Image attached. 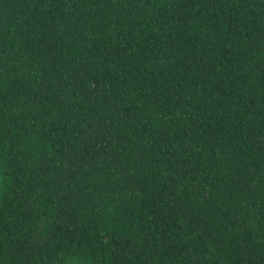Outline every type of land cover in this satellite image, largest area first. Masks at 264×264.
<instances>
[{
  "label": "trees",
  "instance_id": "trees-1",
  "mask_svg": "<svg viewBox=\"0 0 264 264\" xmlns=\"http://www.w3.org/2000/svg\"><path fill=\"white\" fill-rule=\"evenodd\" d=\"M0 264H264V0H0Z\"/></svg>",
  "mask_w": 264,
  "mask_h": 264
}]
</instances>
